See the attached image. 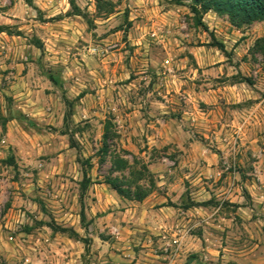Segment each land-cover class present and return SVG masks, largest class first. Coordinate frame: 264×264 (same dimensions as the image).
I'll return each mask as SVG.
<instances>
[{"label":"rangeland","instance_id":"1","mask_svg":"<svg viewBox=\"0 0 264 264\" xmlns=\"http://www.w3.org/2000/svg\"><path fill=\"white\" fill-rule=\"evenodd\" d=\"M74 1L0 0V264H264V21Z\"/></svg>","mask_w":264,"mask_h":264},{"label":"trees","instance_id":"2","mask_svg":"<svg viewBox=\"0 0 264 264\" xmlns=\"http://www.w3.org/2000/svg\"><path fill=\"white\" fill-rule=\"evenodd\" d=\"M180 3V0H176ZM190 9L197 17L198 24L206 29V26L201 21V16L209 11H214L218 14L228 17L230 23L235 27L249 26L253 23L264 21V0H189ZM70 5L75 15L86 18L82 10L77 6L74 0H70ZM40 48V46H38ZM223 49V46H221ZM52 81L53 78H51ZM69 105L70 101L66 100ZM69 114L66 115L68 119ZM110 140L108 128L103 135V153L107 154L109 151L108 141ZM84 183H90L91 180L84 173ZM105 183L115 190L121 197L129 200L143 201L154 189L155 184L153 180L149 181L148 187L137 186L133 191L131 188H125L124 182L120 178L107 177ZM84 215V214H83ZM61 231H66L64 228ZM74 235H77L74 233Z\"/></svg>","mask_w":264,"mask_h":264}]
</instances>
